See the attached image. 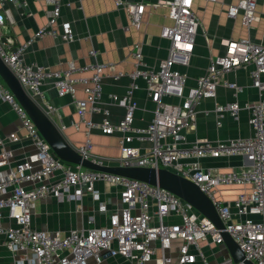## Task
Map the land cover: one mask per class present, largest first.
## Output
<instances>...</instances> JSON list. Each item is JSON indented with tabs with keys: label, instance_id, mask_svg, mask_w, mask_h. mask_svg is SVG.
<instances>
[{
	"label": "built area",
	"instance_id": "1",
	"mask_svg": "<svg viewBox=\"0 0 264 264\" xmlns=\"http://www.w3.org/2000/svg\"><path fill=\"white\" fill-rule=\"evenodd\" d=\"M27 0H0L6 4L25 6ZM47 7L45 24L23 43L13 45L0 31V61L46 114L54 112L44 103L42 86L49 84L58 97L72 96L75 86L81 85L84 98L74 102L79 122L87 129H97L101 135H119V157L112 162L118 167L166 169L194 184L210 201L224 231L251 264H264V98L247 104L246 123L250 134L245 138L226 139L214 143L193 141L186 143V134L195 121V107L203 99H213L218 86L231 92L232 101L213 109L215 125L223 117L236 122L239 105L236 101L242 87L224 79L225 75L250 67L248 77L258 93L264 92V45L244 40H224V52L208 60L204 72L194 79L192 87H185V76L175 66H181L193 48L197 20L191 13L192 0H163L156 3L168 9L169 27H163L160 38L168 41L167 56L155 68L147 69L138 47L131 51L133 70L123 94H109L108 100L123 109L121 119L112 124L109 111L99 101L101 82L99 73L111 65L74 67L68 64L62 71H49L42 66L26 64L22 57L28 46L44 36L62 42L74 40L70 24L59 22L60 0H32ZM131 24L137 25L144 12L142 2L112 0ZM214 2L215 0H204ZM153 6H151L152 8ZM154 8V7H153ZM254 0H238L229 5L226 16H241V23L249 27L255 20ZM4 25L0 15V30ZM95 53L91 51L89 55ZM91 71L88 77H74ZM118 73L115 78L122 77ZM137 81L144 85L148 100L153 103L151 120L142 128L132 126L137 104L133 99ZM176 102H171L169 99ZM0 100L16 117L19 128L30 141L33 152L16 161L10 168L11 155L3 146L19 140L17 134L0 139V212L10 224H0L2 245L14 264H94L120 258L126 264H243L234 263L225 255L209 261L204 248L222 247L219 231L191 206L171 193L146 183L107 173L88 171L57 159L41 138L26 113L0 80ZM86 112L98 114L101 121H84ZM146 147L142 149L133 144ZM88 139L76 152L95 164H107L89 156ZM243 160L226 172L205 169L199 164L204 158ZM109 184L118 189L121 209L109 214L102 227L71 230L58 234L34 230L30 214L34 204L46 197L79 199L83 192L97 199L95 185ZM235 187L238 192L230 202L219 200L220 188ZM102 206L99 210H103ZM172 242H177L172 250ZM224 248V247H222ZM168 251L170 253H168ZM167 254V255H166ZM174 254V257H171ZM211 256L214 255L211 253Z\"/></svg>",
	"mask_w": 264,
	"mask_h": 264
},
{
	"label": "crops",
	"instance_id": "2",
	"mask_svg": "<svg viewBox=\"0 0 264 264\" xmlns=\"http://www.w3.org/2000/svg\"><path fill=\"white\" fill-rule=\"evenodd\" d=\"M145 5L138 24H131L129 17L114 6L112 0H60L59 22H68L74 36L72 42H62L44 36L33 41L23 54L22 60L26 64L42 66L49 71H62L70 63L74 67L92 65H111L112 70L103 68L99 73L101 82L100 105L109 111V121L116 124L122 117L123 109L112 104L109 94L121 95L129 84L128 74L133 70L131 51L134 47L140 49L145 68H155L159 61L167 56L168 41L160 38L163 27L171 25L167 19L168 9L156 3L163 0H123ZM238 0H192L191 13L197 20V29L193 38L192 52L188 56L187 64L181 66L177 60L176 70L185 76V87H192L194 79L204 72L208 60L214 56H221L224 52V40H244L264 45V0H254V17L249 27L241 23V16L233 19L226 16L225 10L229 5H235ZM151 6H153L151 8ZM47 7L40 2L27 0L25 6L6 4L0 9L4 25L1 34L9 38L13 45L28 40L35 30L45 22ZM93 51V56L89 53ZM245 67L225 75L224 79L241 86L242 92L236 98L239 105V115L236 122L229 117H223L220 125H215L213 109L216 105L231 102V92L218 86L213 99H203L195 107V121L186 134V143L193 141H208L211 143L226 139L245 138L250 130L247 126V104L264 98V92L251 86L248 72ZM120 73L123 76L115 78ZM91 71L75 74L74 77H88ZM264 81V75L261 76ZM138 89L133 94L137 108L133 112L132 126L144 127L152 118L154 109L145 93L142 82L137 81ZM82 86L77 85L72 96L58 97L49 84L42 86L44 103L52 106L53 113L47 114L53 121L63 139L72 148L80 147L86 139L90 142L89 156L96 160L112 162L119 157V135L104 136L97 129H87L83 122H79L74 102L84 98ZM171 102H176L172 98ZM40 106V105H39ZM42 106V105H41ZM40 106V107H41ZM43 107V106H42ZM41 107V108H42ZM84 121L98 124L101 116L86 112ZM10 134H17L19 140L14 143L6 142L4 150L9 152V167L16 161L33 152V147L20 130L19 123L8 106L0 100V139H6ZM141 149L146 145L133 144ZM243 163L236 157L231 158H204L199 164L205 169H216L226 172ZM97 199L83 192L79 199L60 197L53 199L46 197L34 204L30 214V227L44 231L51 235L60 236L71 230H85L98 228L106 224L109 214L119 211L121 203L118 198V189L105 183L95 185ZM238 190L235 187L220 188L217 197L219 200L230 202L235 198ZM102 206L103 210H99ZM0 224L7 225L5 212H0ZM1 243V238H0ZM209 261L226 254L222 247L204 248ZM211 253L214 257L211 256ZM14 257L0 245V264H14ZM87 264H94L90 259ZM101 264H126L120 258L108 259Z\"/></svg>",
	"mask_w": 264,
	"mask_h": 264
},
{
	"label": "water",
	"instance_id": "3",
	"mask_svg": "<svg viewBox=\"0 0 264 264\" xmlns=\"http://www.w3.org/2000/svg\"><path fill=\"white\" fill-rule=\"evenodd\" d=\"M0 80L26 113L41 138L49 146L51 152L57 159L71 165L80 166L88 171L107 173L110 175L140 181L171 193L191 206L219 231L223 247L234 263L242 262L243 264H251L243 260V255L238 247L229 238V236L222 231V224L218 219L210 201L194 184L162 168L155 169L107 166L104 164H95L85 158H82L76 152L75 148H72L69 144H67L53 121L43 111L39 104L23 90L18 81L1 63V61ZM81 190L83 191V188Z\"/></svg>",
	"mask_w": 264,
	"mask_h": 264
},
{
	"label": "rangeland",
	"instance_id": "4",
	"mask_svg": "<svg viewBox=\"0 0 264 264\" xmlns=\"http://www.w3.org/2000/svg\"><path fill=\"white\" fill-rule=\"evenodd\" d=\"M176 244H177V242H172V250H171L172 252H173L174 248L176 247ZM168 253H170V252L168 251ZM171 257L173 258L174 257V254H171ZM148 264H150V263H148Z\"/></svg>",
	"mask_w": 264,
	"mask_h": 264
}]
</instances>
